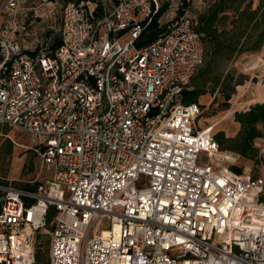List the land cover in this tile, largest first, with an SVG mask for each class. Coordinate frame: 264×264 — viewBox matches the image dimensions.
Listing matches in <instances>:
<instances>
[{
    "label": "built area",
    "instance_id": "built-area-1",
    "mask_svg": "<svg viewBox=\"0 0 264 264\" xmlns=\"http://www.w3.org/2000/svg\"><path fill=\"white\" fill-rule=\"evenodd\" d=\"M24 4L0 7V127L47 176L35 192L0 176V264H38L45 234L50 264H264V175L233 172L183 102L205 59L193 20L139 49L158 0L71 2L61 46L32 56L13 37Z\"/></svg>",
    "mask_w": 264,
    "mask_h": 264
},
{
    "label": "rangeland",
    "instance_id": "rangeland-1",
    "mask_svg": "<svg viewBox=\"0 0 264 264\" xmlns=\"http://www.w3.org/2000/svg\"><path fill=\"white\" fill-rule=\"evenodd\" d=\"M5 0H0V7ZM118 0H113L117 2ZM168 3L167 12L160 20L161 25L174 24L186 17L197 20L214 0H186L188 6L184 8L183 0H158ZM258 0H254V8ZM64 4L60 0H25V4L18 13L19 31L13 35L26 50H36L49 53L51 40L46 39L48 32L54 36L61 35V18ZM184 8V15L177 18L178 10ZM8 19L0 16V27ZM207 60L198 69L188 83L191 90L196 84L201 85L207 79L206 94L199 97L202 105V116L198 126L211 129L216 141L224 133L228 139L223 150L229 151L237 157L234 167L244 170L251 169L255 176L264 175V126L259 125L261 138L255 139L248 148L247 155L241 154L244 138L238 137L240 125L235 122L237 113H245L250 108L262 103L264 99V47L259 52L246 53L226 60L225 56L216 59L211 68H207ZM257 61L255 66L252 62ZM249 64V65H248ZM220 77L217 86L215 77ZM240 81V84H238ZM234 91V93H232ZM231 99L227 104V96ZM264 101V100H263ZM234 139V140H230ZM33 139L22 131L0 127V174L13 182L15 186L29 188L40 183L47 175L42 171L39 154L33 149ZM51 225L48 227V230ZM49 240L48 235H42ZM50 242V240H49Z\"/></svg>",
    "mask_w": 264,
    "mask_h": 264
},
{
    "label": "trees",
    "instance_id": "trees-1",
    "mask_svg": "<svg viewBox=\"0 0 264 264\" xmlns=\"http://www.w3.org/2000/svg\"><path fill=\"white\" fill-rule=\"evenodd\" d=\"M60 1L65 6L71 2L79 3L86 0ZM183 6L184 8L188 6L186 0H183ZM168 7L169 4L162 1L159 11L153 17L152 21L144 24L142 34L135 42L137 48L142 49L153 44L167 32L171 25H173L172 23L165 25L160 24V20L167 12ZM184 8L178 10L177 18L184 15ZM102 15V7L99 6L95 16L101 18ZM193 22L195 30L203 36L207 68H211L219 57L225 56L226 60H230L233 57L241 56L246 53L259 52L264 47V0H258V5L255 8L254 0H214L204 12L198 15L197 20ZM46 39L51 40L48 48L49 54H54L61 46V35L54 36V32L50 31L47 33ZM40 50L41 48H37L34 51L27 50L25 52L34 56L37 55ZM195 77L196 76L192 78L193 81ZM215 78L213 82L215 86H217L220 82V77L218 76ZM208 82L207 79H203L201 85L196 84L191 90L187 86L183 92V102L186 104L199 103V97L206 94ZM238 84H240V81H238ZM232 93H234V91ZM230 99L231 93L227 96V104ZM235 122L240 125L238 137L244 138V147L241 148L240 152L246 156L250 143L262 137L258 126H264V103L250 108V110L245 113H237ZM217 140L222 150L225 148V143L229 141L224 138V133H221V137ZM230 140L232 141L234 139ZM231 170L237 174L242 173V170L237 167H232ZM0 176L4 177L2 174H0ZM39 185L40 183H36L29 188L14 186L21 190L35 192ZM55 215V209L53 207L50 208L47 218L48 226H50ZM49 247V240L46 241L44 237L39 236L36 255L38 264H50Z\"/></svg>",
    "mask_w": 264,
    "mask_h": 264
},
{
    "label": "bare ground",
    "instance_id": "bare-ground-1",
    "mask_svg": "<svg viewBox=\"0 0 264 264\" xmlns=\"http://www.w3.org/2000/svg\"><path fill=\"white\" fill-rule=\"evenodd\" d=\"M255 66H257L258 65V62L257 61H253L252 62ZM249 65V64H248ZM264 100V99H263ZM262 100V103H264V101Z\"/></svg>",
    "mask_w": 264,
    "mask_h": 264
},
{
    "label": "crops",
    "instance_id": "crops-1",
    "mask_svg": "<svg viewBox=\"0 0 264 264\" xmlns=\"http://www.w3.org/2000/svg\"><path fill=\"white\" fill-rule=\"evenodd\" d=\"M261 104V103H260ZM238 130H240V129H238Z\"/></svg>",
    "mask_w": 264,
    "mask_h": 264
}]
</instances>
